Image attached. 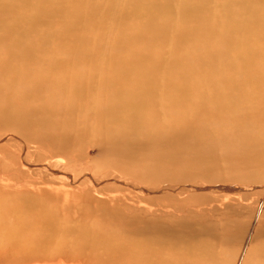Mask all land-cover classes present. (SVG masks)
I'll use <instances>...</instances> for the list:
<instances>
[{"label": "bare ground", "instance_id": "6f19581e", "mask_svg": "<svg viewBox=\"0 0 264 264\" xmlns=\"http://www.w3.org/2000/svg\"><path fill=\"white\" fill-rule=\"evenodd\" d=\"M85 1L74 0L73 10L55 5L36 7L24 16L21 6L29 0H0V181L26 169L30 174L37 171L34 173L48 183L60 180L66 201L71 195L84 205H92H86L93 216L91 227L81 225L68 231L79 240V249L74 252L91 256L99 264H219L233 256V249L244 241L249 247L242 260L244 256L255 257L253 263L264 264L263 205L256 224L250 227L238 215L214 219L218 211L214 205L187 209L181 203H161L155 196L188 192L191 196L203 188L216 189L204 203L230 199V195L250 199L260 184L257 189L263 191L264 199V173L255 174L264 169V68H253L257 58L262 56L264 61V46L251 42L235 60L221 54L222 68L209 64L207 73L197 69L195 81L187 77L191 63L182 70V81L168 84L157 77L164 60L147 52L129 51V47H119L129 59L120 54L118 60L113 56L105 65L77 62L83 50L58 44L79 32V22L86 20L81 13ZM197 1L185 2L181 8L185 17L203 13L208 0L195 6ZM170 2L125 0L120 15H145L152 25L158 22V12L172 13ZM69 13L77 19L73 28L65 26L55 36L47 30L37 31L41 17H66ZM251 16L242 21L238 17L236 26L264 39L263 14ZM153 31L155 42L166 36L162 29ZM189 34L180 33V41ZM77 38L85 40L84 32ZM146 44L151 46L152 42ZM181 56L176 54L177 62ZM200 59L198 56L193 61ZM232 68L239 69L236 75L243 70V81L232 77ZM241 83L249 86L248 90ZM252 98L260 100L253 112L243 104ZM48 99L56 100V105ZM238 100L242 112L235 111ZM213 120H227L228 126L213 127ZM74 140L79 142L78 152L89 141L109 157L99 162L89 156L76 160L70 157L74 156ZM231 145L234 150L229 152ZM10 146H16L17 151L7 150ZM7 157L10 165L5 164ZM221 160L237 165L229 177L242 181L241 185L212 187L188 180L196 175L215 177L209 167L214 169ZM104 194L109 202L98 198ZM232 207L225 205L228 212ZM12 234L15 239L19 235ZM53 235L55 230L44 239ZM218 246L226 250L220 252Z\"/></svg>", "mask_w": 264, "mask_h": 264}, {"label": "rangeland", "instance_id": "374dc122", "mask_svg": "<svg viewBox=\"0 0 264 264\" xmlns=\"http://www.w3.org/2000/svg\"><path fill=\"white\" fill-rule=\"evenodd\" d=\"M124 1L91 0L92 3L88 0L85 1L87 3L84 2V6H88H83L81 13L86 20L79 22V32L71 34L66 38L65 42L60 44L55 42V44L78 46L84 51V54L76 60L77 62L91 63L97 61L101 65H105L111 58L113 59V56L114 61L118 60L119 58L116 56L120 57V54L125 59H129V54L119 51L121 50L120 46L124 48L129 47V51L150 53L153 58L164 60L157 74V77L163 83H169V81L172 82L173 80L182 81L183 79L180 74H185V71L182 70L187 69L186 65L191 63L187 77L189 81H195L198 77V73L195 71L197 69L207 73L209 64L222 68L223 62L221 61V56L224 53L230 59L235 60L236 55L244 53L243 49L246 48L247 50L251 47L249 46L251 42L253 45H257L259 42L260 46H264V39L258 37V35H250V31H244L242 27L236 26L239 21H242L243 17L249 18L251 15L261 16L262 14L264 16V0H208V6L205 4L206 7L201 11L203 13H200L198 17H185V14L181 12V8L188 0H172L170 2L173 6L172 13L169 14L165 11H162L163 13L158 12V19L156 20L158 22L152 25H149V18L145 15L121 16ZM202 2L201 0L197 1L195 6ZM246 4L249 5L247 6ZM52 5L73 10L74 0H65V2L61 3H59V0H29L26 5L21 6V13L27 16L36 7L47 9ZM95 8L97 9L96 11L94 10ZM253 16H251V19ZM238 17L239 19L241 18L239 21ZM76 22V17L70 13L66 17L59 15L51 18L41 17L36 28L40 33L42 30L43 32L47 30L48 35L55 36L65 26L73 28V24ZM156 28L166 31V33L164 32L166 36L163 39L160 38L157 42L154 41V37L151 38L155 32L153 30ZM81 32H84L86 37L82 41L77 38L81 35ZM182 32L190 34L185 40L180 41V33ZM148 35L149 39L147 38ZM148 41L152 42L151 46L146 44ZM124 42L129 44H125ZM226 42L235 43L227 48L225 46L227 45ZM50 43V46L54 44L52 40H50ZM262 49L263 47H259V50ZM176 54H182V59L178 62L176 61ZM195 56H199L201 59L193 61L194 58H197ZM258 59L254 60L256 61V66L254 65L253 68L257 67L256 69L259 71L264 68V61H262V56ZM186 62L188 63L186 64ZM198 62H201L203 65L201 66ZM235 70L239 71L237 68H232L230 71L232 77L236 76V80L243 81V76L245 75L243 70L240 75H236ZM67 76L68 74H66ZM245 85L241 83L240 86H244L243 89L248 90L249 86ZM232 92L233 94L235 93L234 91ZM48 101L53 106L56 105V100L48 99ZM259 103L260 100L258 98H252L243 104L253 112ZM242 106L241 100H238V106L235 111L239 110L238 112H242L244 110L241 109L243 108ZM216 122L213 120L210 124H213V127L221 126L225 128L228 126L227 120H216ZM65 131L66 127L61 132ZM72 143L73 151L71 153L74 156L70 157H75L76 160L89 156L91 160L99 162V160H105L107 157L105 153L97 149L98 147H92L89 141L82 145L83 150L79 152V146H77L79 142L74 140ZM6 149L17 151L16 146H10L9 149ZM221 150L220 148V152ZM227 150L229 152L233 151L234 146L231 145ZM229 157H231L230 154ZM6 159L5 164L10 165L11 159L8 157ZM60 160L64 163L67 162L66 158ZM236 166V164L230 163V161L221 160L214 169L209 167L212 171L211 174L215 175V177L210 179L196 175L188 180L194 184H202L204 186L236 187L243 183L236 178L229 177L233 167ZM28 169L30 170V168ZM26 170L21 173H12L9 176L6 175L8 178L0 181V264H99L98 260H95L91 256H82L80 252H74L79 249V240L73 238V232L68 231L70 228L76 230L81 225L91 227L93 224L91 218L93 216L87 208L92 205L86 204L89 205L87 207L84 205L85 203L76 201L71 195L69 200L66 201V192L61 188L60 180L51 184L41 174L34 173L37 171L33 173L31 171L30 174ZM262 173H264V169L255 171V174ZM183 183L174 182L177 185H183ZM259 186L260 184L255 186L252 192L256 194H253L250 199L239 200L237 195H230V199L225 200L222 198V200L213 203H204L203 201L208 199L210 195L216 194V189L203 191L204 189L200 188L190 194L192 198H190L189 192L188 194L183 193L179 195L159 193L155 196L161 203L168 205L181 203L187 209L210 208L211 205H214L218 208L216 216H213L214 219H222L225 214L238 215L242 220L248 222L251 227L256 224L255 221L257 220V214L260 212L259 209L261 210L264 207V201H262L264 200L262 196L263 191L257 189ZM226 193L228 192H224V194ZM98 198L109 202L106 194L102 196L98 195ZM183 199L185 201H182ZM254 200H258V202H254ZM228 203L233 206L230 212L225 209V205ZM261 205H263L262 208ZM47 219H53V221L47 223ZM66 227L69 228L66 229ZM52 230H55L56 235H53L48 240L44 239L45 235ZM13 232L19 233L16 239L12 237ZM251 232L252 230H250L248 235ZM247 245V241L242 242V244L233 249V256L227 257L219 264H246V261L255 264L257 261L255 257L249 259L245 257L247 248L249 247ZM217 249L220 252H224L226 247L218 246ZM244 253L245 256L242 260ZM226 256L227 254L223 257Z\"/></svg>", "mask_w": 264, "mask_h": 264}]
</instances>
